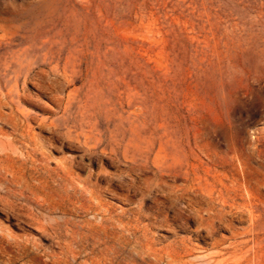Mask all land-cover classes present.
<instances>
[{
  "label": "rangeland",
  "instance_id": "374dc122",
  "mask_svg": "<svg viewBox=\"0 0 264 264\" xmlns=\"http://www.w3.org/2000/svg\"><path fill=\"white\" fill-rule=\"evenodd\" d=\"M0 264H264V0H0Z\"/></svg>",
  "mask_w": 264,
  "mask_h": 264
},
{
  "label": "bare ground",
  "instance_id": "6f19581e",
  "mask_svg": "<svg viewBox=\"0 0 264 264\" xmlns=\"http://www.w3.org/2000/svg\"><path fill=\"white\" fill-rule=\"evenodd\" d=\"M39 69V68H38ZM41 70V69H40ZM38 73V72H37ZM47 73V72H46ZM41 74H42V72H41ZM45 75V74H44ZM38 76V75H37ZM46 76V75H45ZM64 76V75H63ZM39 77V76H38ZM34 79V78H33ZM29 80V79H28ZM65 80V79H64ZM36 81V80H35ZM30 85V84H29ZM38 90V89H37ZM8 92V91H7ZM27 93V92H26ZM22 95V94H21ZM50 95V94H49ZM54 96V95H53ZM49 97H51V96H49ZM55 97V96H54ZM22 98V97H21ZM57 98V97H56ZM55 98V99H56ZM65 98V97H64ZM55 99H53V100H55ZM61 99V98H60ZM57 100V99H56ZM55 100V101H56ZM54 104H57V103H54ZM31 117V116H30ZM159 149V148H158ZM158 156V155H157ZM161 156V155H160ZM158 159V158H157ZM236 169H237V167H236ZM230 176H231V174H230ZM61 177V176H60ZM221 177V176H220ZM222 177H223V174H222ZM244 178V177H243ZM223 180V179H222ZM225 182V181H224ZM222 185V184H221ZM223 186V185H222ZM227 187H229L228 185H227ZM232 188V187H231ZM230 189V188H229ZM246 189V188H245ZM232 190V189H231ZM234 190V189H233ZM247 191V190H246ZM171 192V191H170ZM260 192V191H259ZM169 193V192H168ZM240 194V193H239ZM196 197V196H195ZM194 197V198H195ZM252 198H254L253 196H251ZM261 198V197H260ZM201 201H203V200H201ZM224 204V203H223ZM225 205V204H224ZM188 209V208H187ZM209 213V212H208ZM233 213V212H232ZM206 214H207V212H206ZM209 216V215H208ZM213 220V219H212ZM233 222H235V221H233ZM174 224V223H173ZM215 224V223H214ZM228 225H225L224 227H227ZM218 226H216V228H217ZM222 229V228H221ZM217 230V229H216ZM224 230V229H223ZM217 232H218V230H217ZM226 233H228V232H226ZM215 235V233L213 234V236ZM216 236H217V234H216ZM255 236H253V238H254ZM212 238V237H211ZM180 252V251H179ZM187 252V251H186ZM9 261H11V260H9Z\"/></svg>",
  "mask_w": 264,
  "mask_h": 264
}]
</instances>
